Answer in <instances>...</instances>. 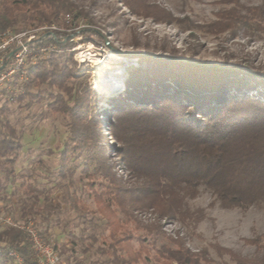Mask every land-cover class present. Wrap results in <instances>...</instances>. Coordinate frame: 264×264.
Segmentation results:
<instances>
[{"label":"trees","instance_id":"16d2710c","mask_svg":"<svg viewBox=\"0 0 264 264\" xmlns=\"http://www.w3.org/2000/svg\"><path fill=\"white\" fill-rule=\"evenodd\" d=\"M230 1L233 7L220 10L216 20L191 26L210 33L264 32V5ZM126 2L137 14L163 21L173 18L165 8L148 0ZM74 7L73 0H0V31L21 26L26 20L37 24L51 21L70 14ZM53 34L55 39L51 36L46 43L52 39L62 51H52L49 57L30 64L21 89L3 93H11L7 100L21 104L27 98L31 102L42 100L47 92L50 109L70 113L72 134L59 153L58 175L71 180L81 168L90 178L88 190L109 229L103 244L90 247L101 256L94 264H212L206 248L194 250L182 235L168 234L163 219L201 220L203 211L191 210L188 200L196 198L202 186L226 208L264 204V91L259 97H252L253 91L237 92L261 88L258 85L264 86V74L248 67L232 69L193 58L154 56V64L133 69L127 88L110 100L108 122L115 139L112 150L118 158L110 163L98 116L90 118L91 92L77 74L68 32ZM15 84L13 81L12 86ZM32 87L38 89L37 94H32ZM77 87L82 92L76 93ZM231 91L237 93L232 96ZM6 110L7 105H2L0 201L9 200L8 187L15 182L14 165L24 148L17 128L1 117ZM82 155L84 159L78 162ZM115 166L127 172V177ZM23 186L33 197L31 204L22 206L25 218L40 211L33 183ZM146 212L154 220L140 219L139 215ZM132 223L135 230L128 227ZM42 232L51 236L48 226ZM69 235L68 242L58 243L61 256L66 258L74 252L75 243L86 240L76 231ZM160 236L167 241L159 243ZM246 241L255 246V254L246 256L228 248L220 251L230 254L236 264H264V231ZM9 247H17L29 260L32 251L23 230L6 227L0 232V264L9 263Z\"/></svg>","mask_w":264,"mask_h":264},{"label":"rangeland","instance_id":"374dc122","mask_svg":"<svg viewBox=\"0 0 264 264\" xmlns=\"http://www.w3.org/2000/svg\"><path fill=\"white\" fill-rule=\"evenodd\" d=\"M126 1L73 0L75 7L66 16L62 14L40 24L26 20L16 27L35 29L39 25L54 22L61 30L68 32L66 36L71 43L69 51H72L76 61L77 74H81L82 85L91 92L90 118L98 116L102 125V143L107 147L110 163L118 161L112 150L115 139L108 122L112 115L110 100L127 88L131 71L138 67L152 66L154 56L193 58L202 62L224 64L232 69L248 67L264 74V32L240 30L235 33H210L203 28L191 26L216 20L217 13L233 7L234 2L148 0L165 8L173 16L171 20L163 21L151 15L137 14ZM240 1L245 5H264V0ZM161 15L169 18L167 13ZM68 16H71L69 22ZM52 31L54 30H48V33L55 39ZM44 45L52 47L48 50L47 57L52 51H62L52 39ZM101 65L111 67L112 71L120 69L118 72L121 71L122 74L118 77H99L96 68ZM13 79L16 86L9 87L7 83L3 91L16 93L21 89L23 81L17 77ZM258 87L261 88L252 87L237 92L253 91L252 97H259L264 86ZM30 91L37 94L38 89L32 87ZM80 92L82 88L77 87L76 93ZM237 92L231 91L232 96ZM60 93L70 99L67 93ZM7 95L3 93L0 96V108L7 105V110L1 117L8 119L17 128L24 148L14 165L15 182L8 187L9 200L0 201V208L4 214L23 220L22 206L33 202V197L23 185L33 183L38 196L36 207L40 211L33 216L40 228L48 226L50 238L59 245L69 241L70 231H76L86 239L84 243L78 241L74 244L75 250L68 258L62 256L64 264H94L101 256L96 255L90 247L103 244L109 229L88 190L90 178L81 172V168L71 180L62 179L58 175L59 153L72 134L70 113L50 109L47 92H44L42 100L35 98L31 102L27 98L21 104L16 100H7ZM83 159L82 155L78 162ZM115 169L124 178L127 177V172H122L118 166ZM74 194L77 195V200L74 199ZM188 205L191 210L201 209L202 219L187 222L163 219L168 234L182 235L194 250L206 248L213 259L212 264H236L230 254L221 253L220 248H228L246 256L256 253L255 246L247 243L246 239L256 237L264 231V204L248 209L226 208L221 206L209 189L202 186L199 195L188 200ZM139 217L145 222L154 220L150 212L140 214ZM134 225L132 223L128 227L134 229ZM5 228L0 223V232ZM140 231L143 232L144 229ZM163 241L167 240L160 236L159 243ZM134 242L138 245V240ZM86 247H89V252L85 251Z\"/></svg>","mask_w":264,"mask_h":264},{"label":"built area","instance_id":"2783aa9c","mask_svg":"<svg viewBox=\"0 0 264 264\" xmlns=\"http://www.w3.org/2000/svg\"><path fill=\"white\" fill-rule=\"evenodd\" d=\"M70 18L71 16L67 17L68 22ZM48 30L58 31L61 28L51 22L39 25L35 29L7 28L0 31V96L3 94L5 84L9 83V87L12 86L13 77L25 81L28 78L30 64L47 56L48 50L52 48L51 45L43 44L52 36ZM8 95L11 98V93ZM0 223L26 232L32 251L29 257L32 262H29L17 247H9V264H64L58 243L42 232L43 229L34 216L29 215L20 221L4 214L0 208Z\"/></svg>","mask_w":264,"mask_h":264},{"label":"bare ground","instance_id":"6f19581e","mask_svg":"<svg viewBox=\"0 0 264 264\" xmlns=\"http://www.w3.org/2000/svg\"><path fill=\"white\" fill-rule=\"evenodd\" d=\"M112 68L107 65H101L96 68V74L99 77H118L122 74V72H118L120 69L111 70Z\"/></svg>","mask_w":264,"mask_h":264}]
</instances>
